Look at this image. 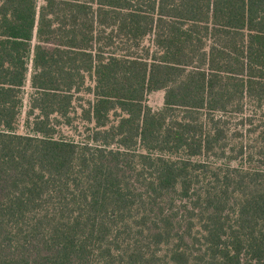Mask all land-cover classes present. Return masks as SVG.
Returning <instances> with one entry per match:
<instances>
[{
	"label": "trees",
	"instance_id": "1",
	"mask_svg": "<svg viewBox=\"0 0 264 264\" xmlns=\"http://www.w3.org/2000/svg\"><path fill=\"white\" fill-rule=\"evenodd\" d=\"M233 116L258 137L227 157ZM210 157L264 167V0H0V264H264V168Z\"/></svg>",
	"mask_w": 264,
	"mask_h": 264
},
{
	"label": "rangeland",
	"instance_id": "2",
	"mask_svg": "<svg viewBox=\"0 0 264 264\" xmlns=\"http://www.w3.org/2000/svg\"><path fill=\"white\" fill-rule=\"evenodd\" d=\"M39 5H42L45 0H37ZM149 42L147 41L146 44ZM93 82L91 80H87V86H92ZM32 89L30 88L29 82L26 85L25 88V102H24V108L22 111V115L19 119V124H18V133L20 134H29L31 131L28 129L26 126V121L28 119L27 112H29V100H30V94H32ZM90 101H93V96L88 94L87 92H82L78 94L74 100V109L73 112L71 113V117L73 118V123L70 125L66 124H61L58 126V135L57 137H62L68 140H73L79 145H82L86 142H89L88 136L91 133V129L93 128L94 124L88 123L86 120L83 118V109L88 108V104ZM147 104L149 105V108L153 111H160L163 109V104H164V92L163 91H158V92H153L148 95L147 97ZM255 111L254 108L251 106L247 108L246 115H252ZM255 114L257 116L258 121L255 122L256 125L260 126V120L261 118V113L260 111L256 112ZM260 119V120H259ZM112 122L111 124H116V118L112 116L111 118ZM241 117L239 116H233L231 120V126H230V131H229V145L230 147L227 150V157L232 156L235 157L237 154L238 150L240 149V146L243 145H248L249 146H254L255 145V140H257L258 133H251L250 130L255 128V126L251 125H241L240 124ZM256 129V128H255ZM234 133H239V134H234ZM242 133V136L241 134ZM245 151L250 154L252 151L250 149H245ZM229 152V153H228ZM229 155V156H228ZM246 157V155H245ZM207 161L209 165H211L213 168L216 167H235V168H244V169H257V168H262L261 165H259L256 162H247L246 158H239L237 160H230L229 158H218V157H210L209 159H201ZM264 168V167H263ZM262 168V169H263ZM161 206L164 207V210L168 215L174 214L175 220L174 224L176 227V231L180 234L183 235L188 231V228L191 227L193 224L194 227L192 229L193 235L197 236L198 231L200 229L197 219L193 216L190 215L192 206L190 205L189 201H182L175 195H168L165 199L161 201ZM186 241L189 245L193 244V241L191 238L186 237ZM197 247V245H195Z\"/></svg>",
	"mask_w": 264,
	"mask_h": 264
}]
</instances>
